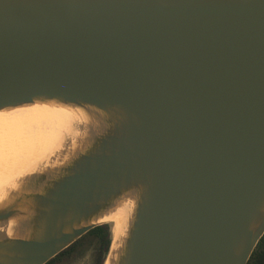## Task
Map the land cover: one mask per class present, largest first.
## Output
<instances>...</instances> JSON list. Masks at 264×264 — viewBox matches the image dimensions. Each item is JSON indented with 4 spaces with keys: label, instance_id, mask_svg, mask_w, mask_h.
<instances>
[{
    "label": "water",
    "instance_id": "water-1",
    "mask_svg": "<svg viewBox=\"0 0 264 264\" xmlns=\"http://www.w3.org/2000/svg\"><path fill=\"white\" fill-rule=\"evenodd\" d=\"M96 126L0 205V264H46L124 196L116 264H247L264 235V0H0V110Z\"/></svg>",
    "mask_w": 264,
    "mask_h": 264
},
{
    "label": "bare ground",
    "instance_id": "bare-ground-1",
    "mask_svg": "<svg viewBox=\"0 0 264 264\" xmlns=\"http://www.w3.org/2000/svg\"><path fill=\"white\" fill-rule=\"evenodd\" d=\"M95 126L93 114L79 106L60 102L37 101L1 109L0 136H9L11 139H1L0 142H11L7 146L0 145V205L8 202L14 193L23 188L29 176L62 165L71 153L84 146L85 138ZM134 209L136 200L128 195L93 219L97 225L113 223V227H110L111 245L104 264H116ZM20 223L18 217L5 224L0 223V235L17 237Z\"/></svg>",
    "mask_w": 264,
    "mask_h": 264
},
{
    "label": "trees",
    "instance_id": "trees-1",
    "mask_svg": "<svg viewBox=\"0 0 264 264\" xmlns=\"http://www.w3.org/2000/svg\"><path fill=\"white\" fill-rule=\"evenodd\" d=\"M109 224L100 225L98 227L90 229L86 234H84L79 240L75 241L72 245L63 250L59 255L52 258L46 264H54L59 262L67 261L71 255L77 251L80 245L85 243H94L95 257L98 260V264H103L106 255L111 245L112 235ZM258 258L260 262L264 260V235L258 241L257 246L253 249L250 256V260Z\"/></svg>",
    "mask_w": 264,
    "mask_h": 264
},
{
    "label": "rangeland",
    "instance_id": "rangeland-1",
    "mask_svg": "<svg viewBox=\"0 0 264 264\" xmlns=\"http://www.w3.org/2000/svg\"><path fill=\"white\" fill-rule=\"evenodd\" d=\"M13 135H15V134H13ZM13 138H15V137H13ZM1 139H3V141L4 140L7 141V140H10L11 137H9V136H6V137L5 136H0V140ZM82 141H83V138L81 139L79 144L82 143ZM9 142H11V141H9ZM9 142H6L5 144L0 142V145L7 146V144ZM72 150L73 149H71V151ZM105 224H109L111 226V228L113 227V223L112 222L105 223ZM94 245L95 244L92 243V242H90V243L87 242V243H85L83 245H80L77 248V251L74 252L67 261L62 262L60 264H98V260L96 258H94L95 257L94 256L95 255Z\"/></svg>",
    "mask_w": 264,
    "mask_h": 264
},
{
    "label": "flooded vegetation",
    "instance_id": "flooded-vegetation-1",
    "mask_svg": "<svg viewBox=\"0 0 264 264\" xmlns=\"http://www.w3.org/2000/svg\"><path fill=\"white\" fill-rule=\"evenodd\" d=\"M94 228V227H93ZM79 240V239H78ZM69 247V246H68ZM109 251V250H108ZM108 254V253H107ZM59 255V254H58ZM57 256V255H56ZM106 257H107V255H106ZM54 258V257H53ZM106 259V258H105ZM60 263H62V262H59V263H54V264H60ZM104 263H105V261H104ZM103 263V264H104ZM247 264H264V260H263V262H260V260L258 259V258H255V259H253V260H250V258H249V260H248V263Z\"/></svg>",
    "mask_w": 264,
    "mask_h": 264
}]
</instances>
